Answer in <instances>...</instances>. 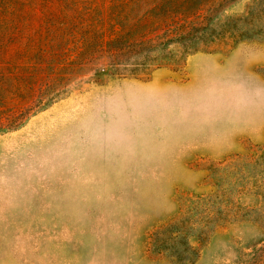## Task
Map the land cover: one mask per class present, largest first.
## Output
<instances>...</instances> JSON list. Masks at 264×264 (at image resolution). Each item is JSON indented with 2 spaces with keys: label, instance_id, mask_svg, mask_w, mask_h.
Here are the masks:
<instances>
[{
  "label": "rangeland",
  "instance_id": "1",
  "mask_svg": "<svg viewBox=\"0 0 264 264\" xmlns=\"http://www.w3.org/2000/svg\"><path fill=\"white\" fill-rule=\"evenodd\" d=\"M0 264H264V0H0Z\"/></svg>",
  "mask_w": 264,
  "mask_h": 264
}]
</instances>
